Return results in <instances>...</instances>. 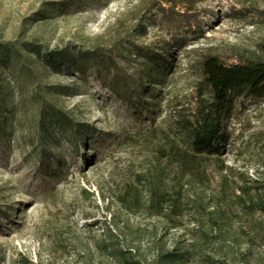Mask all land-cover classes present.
<instances>
[{"label":"rangeland","instance_id":"obj_1","mask_svg":"<svg viewBox=\"0 0 264 264\" xmlns=\"http://www.w3.org/2000/svg\"><path fill=\"white\" fill-rule=\"evenodd\" d=\"M263 46L264 0H0V264H264V100L184 130Z\"/></svg>","mask_w":264,"mask_h":264},{"label":"trees","instance_id":"obj_2","mask_svg":"<svg viewBox=\"0 0 264 264\" xmlns=\"http://www.w3.org/2000/svg\"><path fill=\"white\" fill-rule=\"evenodd\" d=\"M262 52L264 54V46ZM36 55L40 56V52H36ZM203 77L211 99L200 101L193 121L184 125L191 141L193 159L216 157L221 147L227 143L223 124L232 97L264 100V61L225 67L218 60L209 59L203 65ZM125 202L126 198L122 201L124 207ZM159 206H162V203ZM257 206L259 210H264L263 206ZM172 208L174 211L175 207ZM125 209L128 211L127 206ZM171 218L167 216L169 221Z\"/></svg>","mask_w":264,"mask_h":264}]
</instances>
